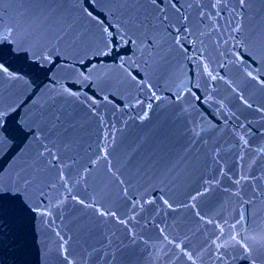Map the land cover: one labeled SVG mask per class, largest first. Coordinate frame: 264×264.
I'll use <instances>...</instances> for the list:
<instances>
[{
    "label": "water",
    "instance_id": "water-1",
    "mask_svg": "<svg viewBox=\"0 0 264 264\" xmlns=\"http://www.w3.org/2000/svg\"><path fill=\"white\" fill-rule=\"evenodd\" d=\"M35 7L0 3V27H14L15 39L27 41L19 50L0 43V63L8 70L0 73V175L6 180L40 168L28 207L19 198L0 201V264H67L58 255L61 243L73 264H191L175 244L192 253L195 264H225L213 245L216 225L234 222L245 210L255 236L248 244L256 264H264V62L238 65L232 42L225 43L230 10L240 11L236 0H228L217 31L205 21L204 34L183 48L159 36L165 43L153 48L133 30L121 39L119 13L108 14L118 8L115 0L49 4L56 22L47 35L26 11ZM62 19L73 30L57 44L53 33ZM109 24L115 42L105 47ZM243 24L245 35L264 30V0H250ZM41 49L47 61L37 58ZM261 55L258 45V61ZM249 70L259 79H250ZM153 91L159 100H149ZM54 114L75 125L58 142L71 165L66 186L58 168L37 163L42 145L56 139L50 132ZM242 175L249 179L237 185ZM225 259L249 264L239 245L227 249Z\"/></svg>",
    "mask_w": 264,
    "mask_h": 264
},
{
    "label": "snow or ice",
    "instance_id": "snow-or-ice-1",
    "mask_svg": "<svg viewBox=\"0 0 264 264\" xmlns=\"http://www.w3.org/2000/svg\"><path fill=\"white\" fill-rule=\"evenodd\" d=\"M2 2L3 0H0V3ZM18 2L37 5V7L29 8L26 11L35 22H38L39 28L43 29L44 34L47 35L49 26L56 22V9H47V6L51 3H58V0H18ZM92 2L95 3L98 2V0H92ZM115 2L118 4V8L114 11L110 10L108 14L116 15L117 12L119 13L120 29H122V31L118 34L121 39L124 38L129 30H133L134 32L142 33L145 42L153 48H160L165 43L162 39H156L155 37L157 36L167 37V42L171 43L174 47L183 48L190 37H195L197 33L201 35L204 34L201 31V25H204L205 21L208 22L207 26H210L212 31H217L222 13L228 10V0H178L179 6L174 0H163V4L158 3L157 0H115ZM236 2L240 6V11L237 12L235 9L230 10L232 19L228 22V28L226 29L228 35L225 39V43L229 41L232 42L235 57L234 62L238 65L244 64L247 66L248 64L264 62V55L260 56L259 61L256 59L257 46L259 45L261 49H264V30L260 31L256 36L245 35L243 24L244 11L250 5V0H236ZM81 11L87 18L93 21L96 20V16L92 11L88 9H82ZM2 19V16H0V26H2ZM233 20L238 22L233 23ZM65 24L67 27L63 26ZM111 27L112 25L109 24L103 29L107 36L105 47H107L109 43L115 42L113 32L109 31ZM72 30L73 25L66 19H62L60 20V27L53 33V39L58 44L61 40H64ZM15 32L16 29L12 26L6 28L0 27V43L7 41L10 45L15 46L13 50L21 49L27 41L26 39H15L13 36ZM4 33L7 34L5 35ZM150 35L152 38H149ZM131 42L135 43V41ZM193 43H195V40H193ZM24 50L27 52L26 48ZM40 51L41 54L38 55L37 58L47 61L48 55L42 54L43 49ZM32 55L36 56L37 53L33 52ZM7 71L4 65L0 63V73H7ZM205 71L209 76H212L207 66H205ZM246 75L253 80L259 79V73L253 75L251 70H249ZM9 76L12 79H17V77L12 76V74H9ZM81 76H84V74L81 73ZM84 78L87 79L86 76ZM133 79H135V77H133ZM212 79L214 80L216 77L212 76ZM260 82L264 85V79H261ZM67 94L75 95V93L71 92ZM153 98L156 100L160 99L154 91L151 93L149 100L151 101ZM240 99L243 101L244 97L241 95ZM136 103L141 104L143 101L137 99ZM245 103L247 102L245 101ZM248 106L251 107V105ZM148 107L151 108V103H149ZM4 115L5 114L0 111V122L3 121ZM147 116L148 112L145 111L140 119L143 120ZM74 127L75 125L71 122L70 117H65L63 114H54L50 121V132L55 133L56 139L51 141V146L43 144V151L37 154V163L42 165L44 169H59L58 176L62 186H66L69 183L66 169L70 168L71 165L64 163L62 153L58 147V142L61 141V137L69 136L70 130L74 129ZM193 132L195 135H199L195 129ZM45 139H47V137H45ZM240 139L244 141L245 144L247 143L243 136L240 137ZM64 147L67 149L70 145L65 143ZM53 149H55V151ZM262 151H264V149H262ZM108 170L110 173L112 172L111 166ZM85 171H87V169H85ZM39 173L40 168L34 167L16 172L15 175H9L6 180L0 175V201H3L5 197L11 199L19 198L25 207H28L27 197L30 191L37 185L40 178ZM221 174H223V172H221ZM248 179V176L242 175L235 183L240 185L242 181H247ZM121 183H123V181H121ZM45 187H50L51 190H54L52 186L45 185ZM66 191H70V189L66 188ZM207 191L208 189L206 188L205 192ZM40 192V198L43 200L46 193L43 188L40 189ZM202 194L203 193H198L197 195ZM239 194V191L234 193V195L237 196H239ZM73 198L75 199V197ZM165 203H167V201H165ZM245 203L248 202L246 201ZM252 203H254V201ZM29 210L35 209L30 208ZM133 211H135V205H133ZM97 212L101 216L109 214L99 209H97ZM112 215H115V213H112ZM121 222L123 223L124 221ZM216 227L219 234L213 240V245L216 253H218L217 260L224 261L225 264H227L225 259L226 250L239 245V247L243 249L245 258L249 260V264H256V259L252 254L253 249L248 244L250 239L255 240V236L249 229L246 210L238 219H235L234 222L226 220L224 225L217 224ZM161 235L165 241L169 243L172 242L167 235H164L163 229L161 230ZM174 246L179 255L184 256L191 264H195L192 253L185 249L182 244H175ZM222 250L224 251L222 252ZM66 251L65 243H61L59 245L58 255L63 261H66L67 264H73L72 261L68 260ZM179 255L176 259H179ZM167 256L168 253H163V257ZM163 257L158 256L157 259L159 260ZM85 264H87V261H85Z\"/></svg>",
    "mask_w": 264,
    "mask_h": 264
}]
</instances>
